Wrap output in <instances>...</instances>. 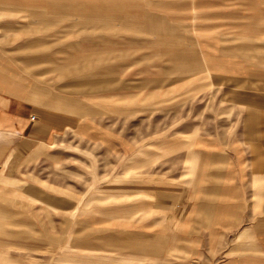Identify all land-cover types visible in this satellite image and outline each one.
Wrapping results in <instances>:
<instances>
[{"label": "rangeland", "instance_id": "obj_1", "mask_svg": "<svg viewBox=\"0 0 264 264\" xmlns=\"http://www.w3.org/2000/svg\"><path fill=\"white\" fill-rule=\"evenodd\" d=\"M257 58L264 0H0V74L22 82L19 65L72 109L0 167V264H223L228 244L184 242L171 210L242 138L233 97Z\"/></svg>", "mask_w": 264, "mask_h": 264}, {"label": "crops", "instance_id": "obj_2", "mask_svg": "<svg viewBox=\"0 0 264 264\" xmlns=\"http://www.w3.org/2000/svg\"><path fill=\"white\" fill-rule=\"evenodd\" d=\"M21 61L24 63V58ZM241 62L250 64L247 65L250 67L264 68L263 59ZM19 69L18 65L16 75L24 78L22 82L0 74L2 168L11 157H30L71 124V116L58 111L72 109H58L55 93L42 87L40 76L31 80L23 77ZM262 72V75L251 79L248 77L247 85L242 83L241 88L235 87L240 92L239 96L233 97L234 101L239 100L235 106L241 111L242 128L245 120L247 128L242 130V138L228 139V158L212 157L214 161L210 162L220 169L218 174L210 175L215 179L202 186L203 191L198 194L200 199L187 192L171 210L178 226L187 229L184 242L228 244L223 264H264V94L257 98L255 111H248L247 94L249 83L261 84L264 89V70ZM158 82L151 79L150 87L147 86L150 92L168 86ZM231 89L234 87L228 85V91ZM230 100L231 97L228 106ZM206 227L207 235L202 236L201 230ZM199 260L197 264H201Z\"/></svg>", "mask_w": 264, "mask_h": 264}]
</instances>
